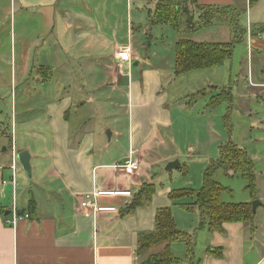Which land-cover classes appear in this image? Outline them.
I'll list each match as a JSON object with an SVG mask.
<instances>
[{
    "label": "crops",
    "instance_id": "1",
    "mask_svg": "<svg viewBox=\"0 0 264 264\" xmlns=\"http://www.w3.org/2000/svg\"><path fill=\"white\" fill-rule=\"evenodd\" d=\"M254 1L251 7L250 0H196L200 6L246 12L248 49L255 47L263 53L264 17L256 20L260 0ZM134 3L136 19L131 15ZM156 5L157 0H0V95L10 94L14 106V89L22 88V95L32 84L36 88L35 82L42 85L36 92L54 95L42 102L44 121H22L33 142L19 149L13 139L14 150L11 145V150L0 151V264H140L145 258L136 256L138 241L155 231L159 210L171 208L174 213L179 204L194 205L193 197L172 201L170 194L201 188L207 167L219 158L220 146L228 141L223 120L229 112L233 129L237 124L258 128L246 142V146H255L253 151L242 148L256 167L257 197H252L241 176L228 178L218 171L214 179L231 190L222 195L223 203L256 200L261 205L252 224H225L224 233H212L207 225L196 229L195 222L182 226L177 214L178 230L194 238V259L176 255L175 245L180 242L173 243L171 251L184 264H264V111L259 108L264 101V81H248L251 88L242 91L224 88L232 103L216 107L211 106L212 94L223 90L217 86L172 95L162 84L163 72L142 54L157 40L159 24L152 19ZM252 21L256 22L254 32ZM212 28H218L226 41L215 39L220 34ZM204 32L198 40L183 37L188 32L178 33L181 37L176 43L181 39L227 43L232 38L230 27L219 22ZM126 47L132 50L130 65L118 56ZM248 78L255 80L254 70H248ZM234 90L238 99L251 101L249 107L238 108ZM203 91L206 94L199 96ZM195 125L198 136L189 142V127ZM0 127L11 136L0 137V144L7 143L13 138L10 127L2 121ZM193 148L200 153H193ZM13 151L16 160L20 152L27 151L32 168L31 178H25L17 160L16 197L10 183ZM131 152L141 166L128 176L118 166ZM186 152V159L202 160L197 180L191 184L188 177L186 188L172 183L167 187L162 183L164 174L155 168L173 162V168L164 169L172 174L180 169L175 161ZM191 164H185L187 172ZM145 185L158 188L151 201L125 214V207ZM96 189H127L133 196L101 200V204L116 206L118 212L95 216L81 209L80 203ZM14 201L20 214H29L30 219L13 228L5 220L12 217ZM192 213L201 224L198 209ZM166 246L152 248L148 256Z\"/></svg>",
    "mask_w": 264,
    "mask_h": 264
},
{
    "label": "trees",
    "instance_id": "2",
    "mask_svg": "<svg viewBox=\"0 0 264 264\" xmlns=\"http://www.w3.org/2000/svg\"><path fill=\"white\" fill-rule=\"evenodd\" d=\"M256 1L250 0L252 7ZM241 14L235 9L200 6L196 0H157L152 19L157 24L169 25L179 34L196 33L202 29L210 28L220 21L231 29L232 38L227 43H197L181 39L176 43L175 76L181 77L195 71H206L220 67L233 57L234 49L245 36L246 31L239 23ZM201 92L199 96L205 95ZM232 103V97L227 89L212 94V107L222 102ZM224 127L228 135L232 134L230 112L225 116ZM7 131L0 127V137L7 136ZM11 136L8 135V138ZM221 171L231 178L241 176L247 182V190L253 198L257 197V174L255 164L246 150L232 142L220 146L219 158L212 161L203 176L200 190L173 191L170 194L172 201L183 198H195L194 205H185L188 212L198 209L202 227L207 225L212 233H224V225L229 223H242L250 225L254 221L253 203L225 204L222 195L231 193L214 179L216 172ZM156 189L152 185H145L135 195L132 203L125 207V214L133 212L143 204L149 203ZM256 201V200H255ZM193 236L178 230L171 209H161L156 216V228L152 233L144 234L138 241L136 256L141 258L152 248L167 244L164 251L147 256L140 264H178L171 251L173 243H184L187 247V258L194 259Z\"/></svg>",
    "mask_w": 264,
    "mask_h": 264
},
{
    "label": "rangeland",
    "instance_id": "3",
    "mask_svg": "<svg viewBox=\"0 0 264 264\" xmlns=\"http://www.w3.org/2000/svg\"><path fill=\"white\" fill-rule=\"evenodd\" d=\"M131 15L136 19L138 16V11L136 10L137 5L131 4ZM149 9H147L148 11ZM136 11V12H135ZM256 20L263 19L262 16L264 17V0H260L259 2V7L256 10ZM126 19H128V13H126ZM254 20V21H256ZM252 21V28L253 32L255 30V24L256 22ZM219 23H222L220 21ZM240 25L243 27L244 30L247 31V13H242L240 16ZM264 28V26H263ZM156 35H157V40L154 44H152L151 49L146 48L143 49L142 54L145 57H149L152 67H154L156 70H160L161 73L163 72L164 78L163 80V86L169 90L172 95H183L187 94L188 91L196 89L197 91L200 89H207L209 85L217 86L220 89H224L226 87L230 88H237L240 91L246 90L248 88H251V86L248 84V81H258L262 79L264 81V52L259 53L255 47L252 48L251 51L248 49L247 45V34L245 35L244 39L238 43L234 49V54L231 60L225 62L220 67H217L212 70L208 71H198L194 73H190L188 75H183L181 77H176L174 75V68H175V44L176 41L181 37L175 30L171 28L169 25H163L159 24L156 26ZM206 30V29H204ZM204 30H201L198 33H187L183 37L187 39H193V40H198L201 39L204 36H201L204 34ZM211 31H215L216 34H220V37H216L215 39H221L220 41H226L222 34L219 32L218 28H212L210 29ZM208 32V31H206ZM264 37V35H263ZM229 38V36H228ZM258 40V39H256ZM264 40V39H263ZM262 40V41H263ZM261 52V51H260ZM93 53H96V48L93 50ZM125 63V62H124ZM129 64V63H127ZM131 64V63H130ZM129 64V65H130ZM141 67L138 69L140 71ZM144 70H149L147 68H144ZM248 70H254V76L255 80L252 78H248ZM162 77V76H161ZM32 81V80H31ZM29 82V81H28ZM36 83V88H42L41 84ZM55 86H52V90H54ZM36 88L32 84L31 86L28 87L26 92L21 95V90L22 88H19L18 91L16 92V89H14V95L17 94V98H15L16 103L15 105L11 106V99H10V94L8 97H3L0 95V122H4L6 126L8 125L10 127V130L8 133H12L13 138L8 141L7 143H2L0 144V151L5 148L6 152L8 150H11V145L14 150V143L19 149H22L25 147L27 143L33 142L30 141L29 134L25 130V126H23V119H28L32 122L36 121H44L45 116H40L43 112L42 109L44 108V105L42 102L46 100V98H51L54 97L52 94L51 96L49 95V92H46V94L38 93L36 92ZM232 89V90H233ZM201 90V91H202ZM208 90V89H207ZM258 90V89H257ZM256 90V91H257ZM235 91V90H234ZM16 92V93H15ZM258 92V91H257ZM261 92L264 93V91L261 89ZM236 93V91H235ZM262 93V94H263ZM241 93H239L240 95ZM202 100V99H200ZM234 103L238 106V108H246L249 107L251 104V101L248 99H243L241 100L240 98H237V93L234 94ZM261 106L259 107L262 111H264V101L260 102ZM73 117V116H72ZM73 119V118H72ZM223 129L225 131V140H228L224 142L223 144L227 142H232L233 144L237 145L240 148H248L250 151H253L254 145L251 143L249 146H246V142H249L252 140V138L255 137L257 134V127L252 128V126L249 124V127L246 128L243 125L237 124L235 128L232 130V133L234 134V140H231V137L233 134L228 135L225 127H224V122H223ZM197 130H199V127L197 125L189 127V132H190V141L195 139V137L198 136ZM6 131V130H5ZM110 131V130H108ZM108 136V134H107ZM221 137H224V134H221ZM14 139V143H13ZM1 142V140H0ZM3 146V147H2ZM209 148H211V144L207 145ZM8 147V148H7ZM193 153L197 154L200 153V150L198 148H193ZM14 153V151H13ZM186 155L188 153H185V156L180 158L179 160L175 161L176 163H179V168L180 169H175L172 174H168L164 169L169 165H160L158 166L156 171L158 173L162 172L164 174V178L162 183L169 187L172 183V186H176V188L179 187H188L186 186L188 181V177H190L191 184H194L192 180H197L198 174H199V169H201V162L202 160H195L191 161V158L186 159ZM262 161V160H261ZM140 163V161L138 160ZM264 162V161H262ZM173 163V162H172ZM182 163V164H181ZM191 164L189 172H187V168H185V164ZM258 163V162H257ZM141 166V164H140ZM184 168V171H181V169ZM18 170L21 172L22 176H25L27 178L26 173L22 170V167L20 166ZM10 173L12 175L13 171L10 170ZM161 174V173H160ZM159 174V175H160ZM168 174V175H167ZM204 176V175H203ZM171 179V180H170ZM29 180V179H28ZM203 180V179H202ZM241 182V181H240ZM160 187V185H159ZM202 187V186H201ZM158 188H156L157 191ZM201 189V188H200ZM199 189V190H200ZM186 190V189H183ZM175 191H181V190H175ZM172 193V192H171ZM133 196V195H132ZM194 200L188 199L187 202H192ZM253 203V202H252ZM178 209L175 207L173 209V215L174 218L176 217L177 214L180 215V220L179 223L182 226H190L192 222H195L196 224V229H201L202 225L198 222L197 217L194 213L188 212L186 210L185 204H179L177 206ZM171 209V208H169ZM201 230H197L199 233ZM176 255H183V257L188 260L187 258V248L184 244L182 243H177L176 245ZM150 252H147V254H144L140 259L146 258ZM183 258V259H184ZM181 261V260H180ZM183 261V260H182ZM181 261V262H182ZM178 264H184V261L182 263Z\"/></svg>",
    "mask_w": 264,
    "mask_h": 264
},
{
    "label": "built area",
    "instance_id": "4",
    "mask_svg": "<svg viewBox=\"0 0 264 264\" xmlns=\"http://www.w3.org/2000/svg\"><path fill=\"white\" fill-rule=\"evenodd\" d=\"M119 59L122 62L130 63L132 59V50L130 47H126L119 52ZM11 170L13 171V177L10 180V183L14 188V197H16L17 192V160L16 154H13L12 163L10 165ZM126 175L131 176L140 170V163L137 159H135L133 152H131V156L125 161V163L121 166H118ZM7 182L2 181V185H6ZM132 192L127 189H96L91 194L85 195L81 199V209L90 211L95 216L97 214H114L118 212V208L113 205H105L101 204V200H113L119 198H131ZM10 215L11 218H7L5 220V224L9 227H16L19 221L21 220H29V214H20L18 208L16 206V202L13 203V208L11 210Z\"/></svg>",
    "mask_w": 264,
    "mask_h": 264
},
{
    "label": "water",
    "instance_id": "5",
    "mask_svg": "<svg viewBox=\"0 0 264 264\" xmlns=\"http://www.w3.org/2000/svg\"><path fill=\"white\" fill-rule=\"evenodd\" d=\"M108 137L111 138V132L108 131L107 132ZM5 151V148H4ZM17 160L19 162V164L22 167V170L26 173V175L31 178V172H32V168H31V156L27 151H22L18 154L17 156ZM175 165V163H170L168 166V169L173 168V166ZM261 205V203L259 201H254L253 202V212L256 213L257 208Z\"/></svg>",
    "mask_w": 264,
    "mask_h": 264
}]
</instances>
